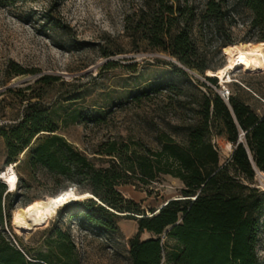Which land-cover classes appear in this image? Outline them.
I'll return each mask as SVG.
<instances>
[{"label": "rangeland", "instance_id": "374dc122", "mask_svg": "<svg viewBox=\"0 0 264 264\" xmlns=\"http://www.w3.org/2000/svg\"><path fill=\"white\" fill-rule=\"evenodd\" d=\"M190 1L198 13L203 10L205 0ZM141 4L142 0H0V125H8L21 116L24 95L36 96L44 91L42 100L53 111L57 133L96 166H104L103 158L107 156L96 152L112 143L124 155L129 151L126 144L149 156L159 149L162 132L181 144L182 125L191 116L186 102L198 99L206 90L200 83L216 92L223 84L229 96L249 105L256 115H264V71L238 67L230 72L229 81L221 82L215 77L216 85L211 83L204 78L208 76L206 72L200 74L182 66L144 38L139 27L144 20L138 12ZM227 6L234 10L224 25L232 41L258 42L259 33L250 24L251 12L237 0H227ZM56 21L63 27H57ZM191 36L210 67L226 63L224 45L211 22L194 20ZM14 63L26 72L13 73ZM43 75L51 79L36 83ZM139 93H143L139 99L134 97ZM212 143L217 148L219 164H224L232 144L215 135ZM5 160V143L0 136V170L7 167ZM16 163V188L10 191V223L4 218L0 224L6 236L14 243L20 241L44 253L48 230L59 227L75 244L72 262L130 264L128 241L137 232V222L131 216L98 215L104 224L95 227L87 221L86 214L97 215L96 211L80 206L60 207L44 225L29 233L17 231L13 217L16 206L56 194L72 184L65 176L53 177L38 169L35 179L28 182L29 187H24ZM251 185L264 190V171H255ZM182 186L178 178L159 174L148 182L135 177L116 188L149 216L166 201L180 197ZM139 236L143 239L151 234L142 231ZM163 242L160 264H170L167 256L179 246L173 237L164 236ZM256 252L259 264H264V218Z\"/></svg>", "mask_w": 264, "mask_h": 264}, {"label": "trees", "instance_id": "16d2710c", "mask_svg": "<svg viewBox=\"0 0 264 264\" xmlns=\"http://www.w3.org/2000/svg\"><path fill=\"white\" fill-rule=\"evenodd\" d=\"M237 1L251 12L250 24L259 33L257 40L264 41V0ZM138 10L144 19L139 24L144 38L177 63L200 74L217 67H210L198 52L191 36L194 20L211 22L224 46L234 43L224 26L227 17L234 15L227 0H205L200 13L190 0H142ZM55 25L63 27L59 21ZM167 64L177 68L171 62ZM25 72L13 64V73ZM204 78L216 85L214 76ZM49 79L43 75L36 83H47ZM200 85L206 90L198 99L186 102L191 116L182 125L181 144L162 132L159 149L149 156L126 144L129 151L124 155L112 143L96 152L107 156L103 158L104 166H96L57 133L53 111L42 100L46 92L24 95L26 102L21 116L8 125H0L6 148L5 165L17 162L18 178L24 187H29L28 182L35 179L36 170L40 169L53 177L65 176L74 189L91 193L92 196L61 208L80 206L96 211L97 215L86 214L92 226L104 224L98 215L135 218L137 232L128 241L130 264H160L162 235L173 237L179 246L169 252L170 264H259L256 245L264 218V190L251 184L255 171H264V115H256L236 96L224 101L209 86ZM142 94L134 97L139 99ZM213 135L232 144L224 164H219ZM159 174L178 178L183 184L181 195L152 210L149 216L116 188L135 177L148 182ZM12 196L0 181V224L4 218L10 223ZM142 231L151 236L141 239ZM48 234V248L41 253L20 241L14 243L0 230V264H77L70 260L75 244L69 234L59 227L49 229Z\"/></svg>", "mask_w": 264, "mask_h": 264}, {"label": "bare ground", "instance_id": "6f19581e", "mask_svg": "<svg viewBox=\"0 0 264 264\" xmlns=\"http://www.w3.org/2000/svg\"><path fill=\"white\" fill-rule=\"evenodd\" d=\"M227 61L216 69H207L206 75L220 79L221 82L230 80V72L238 67L245 71H264V41L240 42L223 46ZM14 163L0 170V179L6 184L8 191L16 188L17 175ZM91 193L75 192L69 186L56 194L44 198H37L23 206L14 208V225L17 231L31 232L44 225L61 206L74 200L90 197Z\"/></svg>", "mask_w": 264, "mask_h": 264}, {"label": "built area", "instance_id": "2783aa9c", "mask_svg": "<svg viewBox=\"0 0 264 264\" xmlns=\"http://www.w3.org/2000/svg\"><path fill=\"white\" fill-rule=\"evenodd\" d=\"M217 93L224 101L228 100L229 90L223 84H221V86L218 88ZM163 237L164 235H162V239Z\"/></svg>", "mask_w": 264, "mask_h": 264}, {"label": "water", "instance_id": "95a60500", "mask_svg": "<svg viewBox=\"0 0 264 264\" xmlns=\"http://www.w3.org/2000/svg\"><path fill=\"white\" fill-rule=\"evenodd\" d=\"M7 190H8V188H7Z\"/></svg>", "mask_w": 264, "mask_h": 264}]
</instances>
